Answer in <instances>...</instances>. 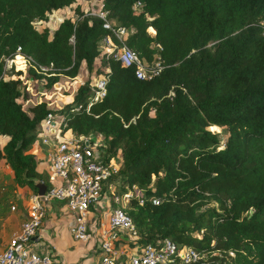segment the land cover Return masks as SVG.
<instances>
[{
    "label": "trees",
    "instance_id": "16d2710c",
    "mask_svg": "<svg viewBox=\"0 0 264 264\" xmlns=\"http://www.w3.org/2000/svg\"><path fill=\"white\" fill-rule=\"evenodd\" d=\"M75 1L0 0V159L13 185L31 193L36 180L51 185L29 151L50 112L62 118V132L98 135L102 160L119 157L108 180L120 182L119 193L136 187L121 207L136 232L126 246L168 238L201 255L172 264H264V0H101L108 19L131 29L125 45L145 64H161L150 78L99 50L107 35L118 41ZM72 5L52 30L36 27ZM17 47L51 66V75L27 71L47 88L81 66L94 72L99 58L104 95L90 100L93 78L62 108L39 101L28 114L20 76L1 75L2 58Z\"/></svg>",
    "mask_w": 264,
    "mask_h": 264
},
{
    "label": "built area",
    "instance_id": "2783aa9c",
    "mask_svg": "<svg viewBox=\"0 0 264 264\" xmlns=\"http://www.w3.org/2000/svg\"><path fill=\"white\" fill-rule=\"evenodd\" d=\"M139 7L138 1L132 5L133 10ZM86 14L101 19L102 27L110 30L118 41L115 43L109 35L99 41L106 57L117 60L122 66H134V74L138 78H150L159 72L162 66L158 60L150 65L145 64L125 45V38L131 29L108 19L106 12L101 9V3L97 11ZM148 29L153 34L154 31L149 27ZM2 61L3 79L17 76L23 78V72L14 76L7 74L6 70L13 62H20L26 73L28 69H32L44 75L53 74L51 66L34 63L30 57L21 53L19 47L11 56L3 57ZM105 80V77L95 79L90 100H97L104 95ZM26 81L31 82L33 79L27 76ZM61 122L60 116L48 112L37 126L38 143L46 147L44 157H40L38 161L44 162V171L51 185L45 187L42 195L32 193L28 197L26 218L0 251V264H65L55 259L48 250L38 253L34 249L40 223L54 201L62 202L66 212L71 215L69 232L74 240L96 241L99 258L88 264H172L175 259L188 263L201 257L193 248L177 247L168 238L161 239L156 244L134 245L129 251L119 244L115 245L119 239L125 238L134 242L136 238L133 223L121 208L133 196L136 187L132 185L123 193L108 190L113 203L110 207L109 201L105 200L107 188L111 185L108 179L118 169L120 159L118 166L115 165L114 158L102 160L101 150L104 144L98 135L72 136L62 132ZM157 202L158 199H151L152 204ZM139 203H142V199H139ZM104 206L110 207L104 222L101 214L92 217L91 207L103 209Z\"/></svg>",
    "mask_w": 264,
    "mask_h": 264
},
{
    "label": "rangeland",
    "instance_id": "374dc122",
    "mask_svg": "<svg viewBox=\"0 0 264 264\" xmlns=\"http://www.w3.org/2000/svg\"><path fill=\"white\" fill-rule=\"evenodd\" d=\"M100 3L101 0L75 1V4L79 5L85 13H92L97 11ZM73 5L49 13L48 19L46 21L35 22L36 27L46 26L52 30L55 24L60 20V18L73 15ZM98 47L99 50L102 51V46L99 45ZM16 69L21 74L22 72L24 73L22 78V93H26L27 97L26 99L20 97L19 102L22 104L23 109L28 114L30 113L31 106L39 101H45L47 105L54 110L62 108L65 104L71 101L72 95L74 94L75 89L78 85L86 80H89V82L94 81L96 76L100 74L99 72H104L105 70L100 64L99 58H96L94 64V72L88 73L86 69L81 66L78 74L75 77L69 78L61 76L56 83L47 88L45 87L43 80L36 79L31 82H27L26 79L28 75L26 73L25 67L20 62L11 63L10 68L6 70L7 74L14 76L15 74L19 73L16 71ZM56 119L58 118L56 117ZM216 132H218L220 144H222L226 137V133L223 129H219ZM37 141L38 137H36L32 145H35ZM1 142L2 139L0 138V143ZM113 160L115 162V165L118 166L117 162L119 161V157L116 156ZM119 183L120 182L116 181L111 182V185L107 188V195L105 194V200L109 201L110 207L111 205H113V203L111 202V197H109L108 190L113 189L112 191H117L119 193L117 189ZM31 194L32 193L29 191V189H20L13 185L11 170L7 165L4 164L3 160L0 159V250L3 249L11 235L18 230L22 221H24V219L26 218V203L28 197ZM110 207L104 206L103 209L91 207L90 212L92 214L95 213L96 215L101 214L103 221H105ZM123 239L126 240L123 244L127 245L126 243H129L127 242L129 240L125 238Z\"/></svg>",
    "mask_w": 264,
    "mask_h": 264
},
{
    "label": "crops",
    "instance_id": "0c3cea01",
    "mask_svg": "<svg viewBox=\"0 0 264 264\" xmlns=\"http://www.w3.org/2000/svg\"><path fill=\"white\" fill-rule=\"evenodd\" d=\"M48 108L53 109L50 106ZM1 139L0 147L5 137ZM29 151L39 159L44 157L46 147H43L37 141L35 145L29 148ZM36 169L37 171H44V162L38 161ZM91 215L94 218L96 216L95 213ZM101 220L103 221L102 217ZM71 223L72 217L64 209L63 203L60 201L52 202L40 223L34 249L38 253L48 250L55 259H59L60 262L65 264H88L98 260L99 251L95 246L96 241L82 242L74 240L69 232ZM123 243V241H119L117 245L119 244L126 251H129V246L126 248Z\"/></svg>",
    "mask_w": 264,
    "mask_h": 264
},
{
    "label": "water",
    "instance_id": "95a60500",
    "mask_svg": "<svg viewBox=\"0 0 264 264\" xmlns=\"http://www.w3.org/2000/svg\"><path fill=\"white\" fill-rule=\"evenodd\" d=\"M34 185H35V188H36V194L37 195H42L44 190H45V185L39 180H36Z\"/></svg>",
    "mask_w": 264,
    "mask_h": 264
},
{
    "label": "bare ground",
    "instance_id": "6f19581e",
    "mask_svg": "<svg viewBox=\"0 0 264 264\" xmlns=\"http://www.w3.org/2000/svg\"><path fill=\"white\" fill-rule=\"evenodd\" d=\"M16 61H17V59H16Z\"/></svg>",
    "mask_w": 264,
    "mask_h": 264
}]
</instances>
